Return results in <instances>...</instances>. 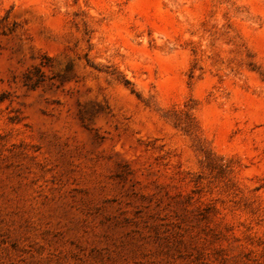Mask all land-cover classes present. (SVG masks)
I'll return each mask as SVG.
<instances>
[{"label":"rangeland","instance_id":"obj_1","mask_svg":"<svg viewBox=\"0 0 264 264\" xmlns=\"http://www.w3.org/2000/svg\"><path fill=\"white\" fill-rule=\"evenodd\" d=\"M0 264H264V0H0Z\"/></svg>","mask_w":264,"mask_h":264}]
</instances>
